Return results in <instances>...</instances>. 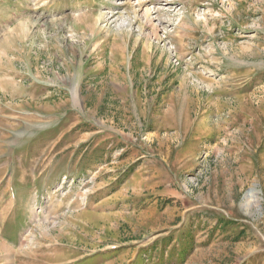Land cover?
<instances>
[{
  "label": "rangeland",
  "instance_id": "1",
  "mask_svg": "<svg viewBox=\"0 0 264 264\" xmlns=\"http://www.w3.org/2000/svg\"><path fill=\"white\" fill-rule=\"evenodd\" d=\"M0 264H264V0H0Z\"/></svg>",
  "mask_w": 264,
  "mask_h": 264
},
{
  "label": "bare ground",
  "instance_id": "2",
  "mask_svg": "<svg viewBox=\"0 0 264 264\" xmlns=\"http://www.w3.org/2000/svg\"><path fill=\"white\" fill-rule=\"evenodd\" d=\"M151 8V7H150ZM101 15V14H100ZM105 17V16H104ZM106 19H108V20H110V21H117L118 20V17L117 16H115L114 14H112V15H106Z\"/></svg>",
  "mask_w": 264,
  "mask_h": 264
}]
</instances>
